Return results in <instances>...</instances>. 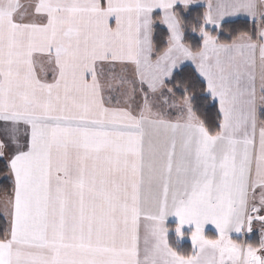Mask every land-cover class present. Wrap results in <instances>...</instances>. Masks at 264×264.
<instances>
[{
	"label": "snow or ice",
	"instance_id": "snow-or-ice-1",
	"mask_svg": "<svg viewBox=\"0 0 264 264\" xmlns=\"http://www.w3.org/2000/svg\"><path fill=\"white\" fill-rule=\"evenodd\" d=\"M201 3L0 0V264H264V0Z\"/></svg>",
	"mask_w": 264,
	"mask_h": 264
},
{
	"label": "trees",
	"instance_id": "trees-1",
	"mask_svg": "<svg viewBox=\"0 0 264 264\" xmlns=\"http://www.w3.org/2000/svg\"><path fill=\"white\" fill-rule=\"evenodd\" d=\"M204 11H205L204 7H192L189 12L182 13L184 17V23L188 29V32L186 33L189 36L188 43L194 47L199 41V36L198 33L192 32L191 28L196 26V24L199 21V18L203 15ZM246 31L249 33L253 31V24L250 21L247 20L232 21L231 23L226 25L224 31V39L227 40L228 37L235 39L240 33ZM216 115H217V110L214 108H210V105H205L201 111L202 118L210 123L215 122ZM11 193H12V182L8 178V173L5 170V166L2 160H0V195H10ZM5 227H6V221L2 217H0V231H2ZM171 238L173 243L176 244L174 236H172ZM177 246L184 253L189 255L191 254L192 248L188 242L180 245L178 244Z\"/></svg>",
	"mask_w": 264,
	"mask_h": 264
},
{
	"label": "crops",
	"instance_id": "crops-1",
	"mask_svg": "<svg viewBox=\"0 0 264 264\" xmlns=\"http://www.w3.org/2000/svg\"><path fill=\"white\" fill-rule=\"evenodd\" d=\"M21 2L27 4V3H29V0H21ZM192 7H203V0H202L201 5H192ZM192 7H191V8H192ZM230 19H231V21H236V20H247V21H249V19H248L247 17L243 16V15H242V16H239V17H232V18H230ZM46 67H47V66H46ZM37 71H38V73H40L41 75L44 74V72H43L39 67H38ZM47 75H48V78H51L52 71H51L50 68L47 69ZM11 194H12V193H11ZM11 194H10V195H11ZM10 195H0V213L3 212L4 204H5L6 200L8 199V197H9ZM3 219H4V218H3ZM4 220H5V219H4ZM170 224H171V222H170ZM172 226L174 227V225H172ZM254 231H255V228H254ZM207 232H208V235H209L210 237H213V238H214L215 236H212V235H216L215 229H214L211 225L208 227ZM172 236H174V234H173ZM174 238H175V236H174ZM175 242H176V240H175ZM186 242H188V243L190 244L191 248H192L191 240H190V238H188V237H185V239L182 240V241H180L178 244L180 245V244H183V243H186ZM256 242H257L256 240H253V241H252V243H256Z\"/></svg>",
	"mask_w": 264,
	"mask_h": 264
},
{
	"label": "rangeland",
	"instance_id": "rangeland-1",
	"mask_svg": "<svg viewBox=\"0 0 264 264\" xmlns=\"http://www.w3.org/2000/svg\"><path fill=\"white\" fill-rule=\"evenodd\" d=\"M254 228H255V231H254L253 234L251 235V237H250V241H253V240L258 241V239H259L260 227H259L258 224H256V225L254 226ZM247 238H248V237H246V239H247ZM179 242H180V241H179Z\"/></svg>",
	"mask_w": 264,
	"mask_h": 264
}]
</instances>
